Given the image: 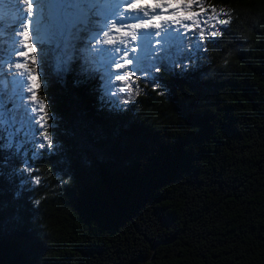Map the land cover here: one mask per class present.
<instances>
[{
    "label": "trees",
    "instance_id": "1",
    "mask_svg": "<svg viewBox=\"0 0 264 264\" xmlns=\"http://www.w3.org/2000/svg\"><path fill=\"white\" fill-rule=\"evenodd\" d=\"M203 3L230 14L222 35L197 51L188 32L187 70L141 76L117 110L37 45L61 147L29 161L40 185L20 161L0 175V264H264V0Z\"/></svg>",
    "mask_w": 264,
    "mask_h": 264
},
{
    "label": "snow or ice",
    "instance_id": "2",
    "mask_svg": "<svg viewBox=\"0 0 264 264\" xmlns=\"http://www.w3.org/2000/svg\"><path fill=\"white\" fill-rule=\"evenodd\" d=\"M230 22L228 12L206 7L203 0H152L150 5L145 0H0V175L19 174L13 161H20L28 174L20 188L29 179L40 185L39 177H31L29 161L40 155L37 148L61 147L49 132L54 117L39 95L42 75L47 86L40 64H47L49 51L56 53L55 71L62 80L74 73L73 85L80 87L99 79L98 101L117 110L119 101L111 97L127 94L123 103L128 104L139 94L141 76L155 90L161 86L156 73L187 70L185 60L193 58L184 56L188 32L196 36L199 51L200 42L222 35L219 26ZM10 219L22 218L17 213Z\"/></svg>",
    "mask_w": 264,
    "mask_h": 264
},
{
    "label": "rangeland",
    "instance_id": "3",
    "mask_svg": "<svg viewBox=\"0 0 264 264\" xmlns=\"http://www.w3.org/2000/svg\"><path fill=\"white\" fill-rule=\"evenodd\" d=\"M113 35H115V34H113ZM104 47H109V46H107V45H105ZM21 59V58H20ZM55 67V66H54Z\"/></svg>",
    "mask_w": 264,
    "mask_h": 264
}]
</instances>
